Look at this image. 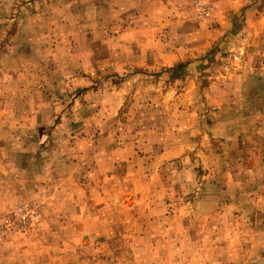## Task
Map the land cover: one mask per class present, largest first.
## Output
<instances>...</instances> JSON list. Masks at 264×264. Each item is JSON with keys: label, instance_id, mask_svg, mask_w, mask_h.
I'll return each instance as SVG.
<instances>
[{"label": "rangeland", "instance_id": "rangeland-1", "mask_svg": "<svg viewBox=\"0 0 264 264\" xmlns=\"http://www.w3.org/2000/svg\"><path fill=\"white\" fill-rule=\"evenodd\" d=\"M21 204L0 264H264V0H0Z\"/></svg>", "mask_w": 264, "mask_h": 264}, {"label": "built area", "instance_id": "built-area-1", "mask_svg": "<svg viewBox=\"0 0 264 264\" xmlns=\"http://www.w3.org/2000/svg\"><path fill=\"white\" fill-rule=\"evenodd\" d=\"M199 12L203 18H208L210 15V11L203 6H199ZM38 217L34 205H17L3 218L0 224V235L6 236L29 232L32 229L33 222Z\"/></svg>", "mask_w": 264, "mask_h": 264}]
</instances>
